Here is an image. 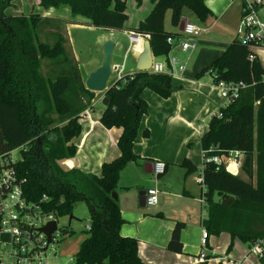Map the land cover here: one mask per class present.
Masks as SVG:
<instances>
[{
	"label": "trees",
	"instance_id": "obj_1",
	"mask_svg": "<svg viewBox=\"0 0 264 264\" xmlns=\"http://www.w3.org/2000/svg\"><path fill=\"white\" fill-rule=\"evenodd\" d=\"M13 1L0 0V155H11L21 148L22 159L16 167L26 179L25 193L34 200L48 195L50 209L59 216L71 215L76 203L87 202L91 230H86L88 235L76 253V264H149L139 256L138 240L120 234L124 220L114 194L121 171L139 158L133 146L141 119L148 112L142 92L149 88L168 98L176 89L172 77L137 70L110 80L104 92L109 105L101 122L108 128L123 129L118 139L121 154L104 162L100 175L77 168L66 170L59 161L76 154L73 139L81 132L79 116L91 106L96 92L86 88L65 28L62 31L71 21L39 12L12 13L9 7ZM151 2V11L135 28H126L127 0H40L39 4L44 9L69 7L73 18L88 19V26L149 34L156 56H166L171 48L168 37L179 33L165 28L168 10L176 26L185 9L201 21L213 14L205 0ZM252 44L235 38L221 56L198 73V77L210 74L215 82L246 85L211 117L201 137V148L207 211L203 224L210 234L228 232L249 245L264 238V68L257 56L249 58ZM144 134L147 136L148 130ZM231 150L244 154L242 171L248 180L209 160ZM182 165L187 173L197 170L189 159ZM231 168L235 169L234 163ZM183 226L182 222L175 225L169 249L182 251ZM71 232L64 227L61 234L66 237Z\"/></svg>",
	"mask_w": 264,
	"mask_h": 264
},
{
	"label": "crops",
	"instance_id": "obj_2",
	"mask_svg": "<svg viewBox=\"0 0 264 264\" xmlns=\"http://www.w3.org/2000/svg\"><path fill=\"white\" fill-rule=\"evenodd\" d=\"M39 3L40 0H37L34 12L53 19L71 21L67 23L68 27L81 25L72 21L74 18L69 7L44 9ZM205 3L213 14L204 21L195 14L196 21H189L186 16L189 9L183 12V18L187 22L199 25L203 31L197 37L196 47L192 52H184L179 47L172 50L181 61L186 62L182 75L172 77V83L176 87L172 95L163 98L149 88L142 92L148 103V112L141 119L133 146L139 158L129 162L121 171L115 193L124 220L120 234L138 240L139 256L149 264H203L197 262L200 253H205L207 262L211 264H263L261 258L249 254L248 243L237 237L232 238L228 232L219 235L209 233L207 245L203 247L201 243L205 229L203 222L207 216L202 202L204 185L198 181L202 177L204 163L201 137L208 130L211 117L227 103L213 77L210 74L198 77V73L221 56L235 38L242 40L238 27L243 0H205ZM259 16L264 21V5L259 9ZM166 18V30L180 33V24L173 25L170 17L169 28ZM113 42L116 47L118 42ZM143 49L144 42L133 46L128 52L134 58L133 65L126 66V58L123 62L112 61V64H124V73L133 74L137 71L136 64ZM250 49L264 68V46L251 45ZM128 53L126 50V56ZM153 56L157 61L167 58V55L156 56L154 53ZM78 63L84 80L102 64L100 62L83 70L81 62ZM104 96V93L96 92L91 106L80 114L81 132L73 139L77 152L72 158L59 161L66 170L77 168L84 173L100 175L102 164L121 154L118 139L123 129L117 126L108 128L101 122L105 110L102 103ZM144 130H148L147 136ZM184 159H189L197 170L187 173L182 165ZM243 160L244 154L241 152L240 172ZM158 161H163L166 165L165 172L161 175L154 173V166ZM153 187L159 191L157 204L143 205L140 200L141 191ZM177 222L184 223L181 229V252L169 249Z\"/></svg>",
	"mask_w": 264,
	"mask_h": 264
},
{
	"label": "built area",
	"instance_id": "obj_3",
	"mask_svg": "<svg viewBox=\"0 0 264 264\" xmlns=\"http://www.w3.org/2000/svg\"><path fill=\"white\" fill-rule=\"evenodd\" d=\"M264 5V0H243L242 16L238 27V33L242 40L249 43H258L264 46V21L259 16V9ZM203 29L199 25L186 22L184 29L177 36H169L167 41L171 48L164 61H157L153 56V63L150 68L151 73H164L171 77H179L185 71L186 62L181 61L178 55L172 50L179 47L184 52H192L196 47V39ZM129 38L130 49L145 40H149V34H144L135 30H126ZM253 45V44H252ZM255 55L250 53L249 58L255 59ZM114 78H121L124 74V64H112ZM148 71V72H149ZM220 88L226 103L230 102L239 91L246 85L240 82L229 83L224 80L215 82ZM241 152L231 150L228 154L213 156L209 160L222 163L225 169L233 174L240 173ZM17 161L12 155H0V264H54V259L58 258L57 245L62 240L61 231L58 225V218L61 217L50 209V197L44 194L39 199H31L24 191L26 181L17 170ZM235 164V169L231 164ZM166 165L163 161H158L154 166V173L161 175L165 172ZM203 182V178L198 179ZM158 189L148 188L146 204L156 205L158 202ZM205 204V198L202 197ZM57 223V229L48 236L44 230L51 222ZM86 230H91V221L86 223ZM209 233L203 229L201 243L207 245ZM249 254L259 258L264 257V238H259L249 247ZM207 261L205 253H200L197 262Z\"/></svg>",
	"mask_w": 264,
	"mask_h": 264
},
{
	"label": "rangeland",
	"instance_id": "obj_4",
	"mask_svg": "<svg viewBox=\"0 0 264 264\" xmlns=\"http://www.w3.org/2000/svg\"><path fill=\"white\" fill-rule=\"evenodd\" d=\"M36 1L37 0H14L10 6V9L14 13L29 14L36 11ZM152 6L153 3L150 0H142L141 4H138L137 0H127V13L129 15V18L126 22V28H135L140 21L145 19ZM186 16L188 17L189 21H196L194 13H192L190 10L186 11ZM166 17V24L167 26H169V28H171L170 10L167 11ZM72 21H77L81 25H69L68 27L67 23H65L66 25H63L62 31L65 28L64 32L69 39L68 46L71 49V53L73 54V56L81 62L83 70H86L88 68L90 69L100 62H103L104 40H113L118 42L113 51V62L116 60L123 62L126 58V66L133 65L134 58L132 57V54L128 53L126 56V50L130 48V43L128 36L124 33V30L111 31L104 28L88 26L86 25L88 19L82 16H77ZM118 54L119 57H117ZM115 75L116 73L114 74V77ZM114 77H112L111 80ZM11 155L14 160H21V148L14 149L11 152ZM239 175L248 180V176L243 171H241ZM72 214L74 216V219L71 220L70 226L69 216H61L58 218L59 227H69L71 228V231L73 233L71 232L66 237H63V235L61 236L62 240L57 245L58 258L54 259V264H74V259L76 253L79 250L80 244L88 235V232L86 231V223H90L91 221V212L89 210L87 202L85 200H82L76 203L73 208Z\"/></svg>",
	"mask_w": 264,
	"mask_h": 264
},
{
	"label": "water",
	"instance_id": "obj_5",
	"mask_svg": "<svg viewBox=\"0 0 264 264\" xmlns=\"http://www.w3.org/2000/svg\"><path fill=\"white\" fill-rule=\"evenodd\" d=\"M187 20L182 18L180 22V31L184 29ZM115 47V43L112 40H108L103 45L104 59L102 64L97 67L94 71L89 73V75L84 80L85 86L90 91L97 93H104L108 89L109 82L112 78L113 68H112V55ZM153 63V52L151 47L150 40L144 41V49L140 54L136 69L138 71H149ZM103 105L107 107L109 105V98L104 96L102 99ZM140 200L143 205L146 204L147 199V190H142L140 193ZM114 197L117 199V195L114 194ZM74 219L73 214L69 216V225L71 220ZM57 229V223L55 221L48 224L44 230L47 232L48 236H51L52 232ZM76 264V263H75Z\"/></svg>",
	"mask_w": 264,
	"mask_h": 264
}]
</instances>
